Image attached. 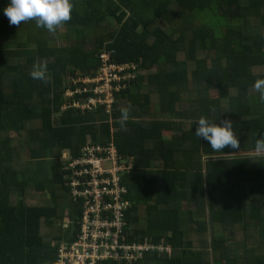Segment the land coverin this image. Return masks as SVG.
Wrapping results in <instances>:
<instances>
[{
  "label": "trees",
  "instance_id": "trees-1",
  "mask_svg": "<svg viewBox=\"0 0 264 264\" xmlns=\"http://www.w3.org/2000/svg\"><path fill=\"white\" fill-rule=\"evenodd\" d=\"M8 2L0 0V264H59L83 212L65 163L87 143L110 141L132 158L122 177L129 205L111 232L119 244L154 247L100 264H264V154L254 151L264 104L253 88L264 78V0H72L71 20L54 34L34 20L10 25ZM102 49L139 69L109 112L74 104L87 97L74 80L96 74ZM41 60L49 83L29 76ZM202 116L231 120L239 149L217 152L196 137ZM110 213L102 215L112 221Z\"/></svg>",
  "mask_w": 264,
  "mask_h": 264
},
{
  "label": "built area",
  "instance_id": "built-area-1",
  "mask_svg": "<svg viewBox=\"0 0 264 264\" xmlns=\"http://www.w3.org/2000/svg\"><path fill=\"white\" fill-rule=\"evenodd\" d=\"M99 65L94 76H83L74 80L81 82L78 91L87 94L80 107L105 105L107 112L111 109L114 93L125 88L139 71L133 62H117L112 51L102 49L99 54ZM81 155L65 163L71 172L67 184L75 202L82 199L83 208L80 232L74 241L63 243L59 249V264H100L105 260L125 257L127 261L141 256L145 248L153 245H122L117 234L123 224V211L129 202L123 199L126 188L121 181V172L129 170L131 161L123 162L122 155L113 141L106 145L87 143L82 147ZM113 217L109 221V214ZM111 241V242H109ZM165 249L170 252L169 246ZM122 250V252H120Z\"/></svg>",
  "mask_w": 264,
  "mask_h": 264
},
{
  "label": "clouds",
  "instance_id": "clouds-1",
  "mask_svg": "<svg viewBox=\"0 0 264 264\" xmlns=\"http://www.w3.org/2000/svg\"><path fill=\"white\" fill-rule=\"evenodd\" d=\"M73 7L72 0H9L2 12L8 18L10 25L20 26L22 23L34 20L37 28H44L47 32L54 34L58 28L71 20ZM29 76L42 83H49L52 77L47 67V61L41 60L38 63H34ZM253 88L258 93V101L264 104V78L256 79ZM130 110V104L121 108L119 117L121 127L129 120ZM194 124H196L194 132L196 137L206 141L214 151L223 152L225 148L236 151L239 149V138L233 130L231 120L224 119L217 124L202 116L194 121ZM254 151L258 154H264V134L256 138ZM122 157L124 163L128 161L132 163L131 157L124 155ZM128 171L123 170L121 172L122 183V177ZM123 172L124 174H122ZM123 185L127 189L124 183ZM69 222L70 220L66 221L64 226L66 227Z\"/></svg>",
  "mask_w": 264,
  "mask_h": 264
},
{
  "label": "rangeland",
  "instance_id": "rangeland-1",
  "mask_svg": "<svg viewBox=\"0 0 264 264\" xmlns=\"http://www.w3.org/2000/svg\"><path fill=\"white\" fill-rule=\"evenodd\" d=\"M63 29H64V28H63ZM63 29H62V31H63ZM64 30H65V29H64ZM93 37H94V36H92V38L90 39L91 41L94 40ZM73 41H74L73 39H71V41H65L64 39H60V40H58V41H55L54 44H67V43H70V42H73ZM86 47H87V48L92 47V42H90L89 44H87ZM188 94L190 95V94H191V91H190V93H188ZM193 94H194V93H193V91H192V96H193ZM195 94H196V93H195ZM210 95H211L212 97H214V96H216V93L212 91V92L210 93ZM66 155H67V156H66ZM67 157L69 158V153H68V151H63L62 154H61V159H62V158L64 159V158H67ZM157 165H160V162H158Z\"/></svg>",
  "mask_w": 264,
  "mask_h": 264
},
{
  "label": "water",
  "instance_id": "water-1",
  "mask_svg": "<svg viewBox=\"0 0 264 264\" xmlns=\"http://www.w3.org/2000/svg\"><path fill=\"white\" fill-rule=\"evenodd\" d=\"M84 73L86 74L87 72L85 71ZM122 174H124V172Z\"/></svg>",
  "mask_w": 264,
  "mask_h": 264
}]
</instances>
